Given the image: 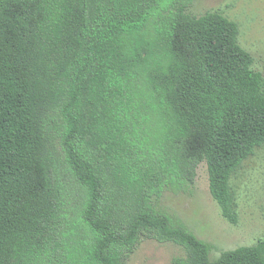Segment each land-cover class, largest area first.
I'll list each match as a JSON object with an SVG mask.
<instances>
[{
    "label": "trees",
    "instance_id": "1",
    "mask_svg": "<svg viewBox=\"0 0 264 264\" xmlns=\"http://www.w3.org/2000/svg\"><path fill=\"white\" fill-rule=\"evenodd\" d=\"M195 0H0V264H126L142 238L172 264H264L161 209L205 162L222 216L264 144V73L235 21Z\"/></svg>",
    "mask_w": 264,
    "mask_h": 264
},
{
    "label": "rangeland",
    "instance_id": "2",
    "mask_svg": "<svg viewBox=\"0 0 264 264\" xmlns=\"http://www.w3.org/2000/svg\"><path fill=\"white\" fill-rule=\"evenodd\" d=\"M206 11H217L237 23L239 44L253 56V67L264 73V0H195L188 8L196 16ZM229 183L237 204L235 224L222 216L209 192L205 162L197 165L192 186L165 190L159 199L161 209L210 245V259L264 239V144L244 160ZM182 254L174 243L142 238L126 264H172V258Z\"/></svg>",
    "mask_w": 264,
    "mask_h": 264
}]
</instances>
